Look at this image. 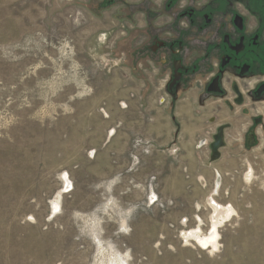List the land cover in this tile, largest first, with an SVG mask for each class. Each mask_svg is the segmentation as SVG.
<instances>
[{"label": "rangeland", "instance_id": "rangeland-1", "mask_svg": "<svg viewBox=\"0 0 264 264\" xmlns=\"http://www.w3.org/2000/svg\"><path fill=\"white\" fill-rule=\"evenodd\" d=\"M121 17L0 0V264H264V154L212 161L213 110L164 95Z\"/></svg>", "mask_w": 264, "mask_h": 264}, {"label": "flooded vegetation", "instance_id": "flooded-vegetation-1", "mask_svg": "<svg viewBox=\"0 0 264 264\" xmlns=\"http://www.w3.org/2000/svg\"><path fill=\"white\" fill-rule=\"evenodd\" d=\"M93 2L118 4L124 36L137 30L133 58L167 70L163 93L174 105L191 92L213 110L215 128L200 141L208 154L219 129V154H264V0Z\"/></svg>", "mask_w": 264, "mask_h": 264}, {"label": "bare ground", "instance_id": "bare-ground-1", "mask_svg": "<svg viewBox=\"0 0 264 264\" xmlns=\"http://www.w3.org/2000/svg\"><path fill=\"white\" fill-rule=\"evenodd\" d=\"M112 136V135H111ZM69 181V180H68ZM63 194V193H62ZM62 198V197H61ZM56 203H55V201L53 202V205H55ZM211 208H212V210H213V212L215 213V216H214V218L216 219V221L215 222H219L218 220H222L223 218H224V216H226L227 214H229V210H227V209H223L221 206H219L218 204H213V205H211ZM231 211H233V209L231 208L230 209ZM229 211V212H228ZM56 212V210H55V208H53V211H52V213L54 214ZM57 217V216H56ZM219 217H221V218H219ZM233 217V216H232ZM55 218V217H54ZM200 218V217H199ZM219 218V219H218ZM201 219V218H200ZM214 222V223H215ZM212 230H214V225H212ZM215 231V230H214ZM212 232V233H214V235L216 236V231L215 232ZM131 236V235H130ZM129 236V237H130ZM195 236V235H194ZM210 237L211 238H209L208 240L206 239L205 241H204V243H208V241L209 240H213L214 239V236H213V234L212 235H210ZM101 238H106V235H104V236H102ZM199 241L201 240V239H198ZM115 243H117V245L120 243V241H115ZM119 249H120V245H118L117 246Z\"/></svg>", "mask_w": 264, "mask_h": 264}, {"label": "water", "instance_id": "water-1", "mask_svg": "<svg viewBox=\"0 0 264 264\" xmlns=\"http://www.w3.org/2000/svg\"><path fill=\"white\" fill-rule=\"evenodd\" d=\"M222 131L219 129L217 134L213 137V143L211 144V160H217L220 157V154L218 153V149H220L223 146L222 142Z\"/></svg>", "mask_w": 264, "mask_h": 264}, {"label": "crops", "instance_id": "crops-1", "mask_svg": "<svg viewBox=\"0 0 264 264\" xmlns=\"http://www.w3.org/2000/svg\"><path fill=\"white\" fill-rule=\"evenodd\" d=\"M226 151H228V152H226ZM229 152H230V151H229L228 149H227V150H222V153H223V154H230ZM235 152H236V151H235ZM227 216H228V215H227ZM219 218H221V217H219ZM219 218H218V219H219ZM213 221L215 222V221H216V219H215V220H213Z\"/></svg>", "mask_w": 264, "mask_h": 264}]
</instances>
